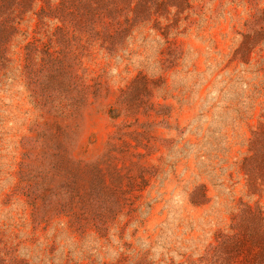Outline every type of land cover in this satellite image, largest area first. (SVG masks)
I'll use <instances>...</instances> for the list:
<instances>
[{"label":"rangeland","instance_id":"rangeland-1","mask_svg":"<svg viewBox=\"0 0 264 264\" xmlns=\"http://www.w3.org/2000/svg\"><path fill=\"white\" fill-rule=\"evenodd\" d=\"M0 264H264V0H0Z\"/></svg>","mask_w":264,"mask_h":264}]
</instances>
